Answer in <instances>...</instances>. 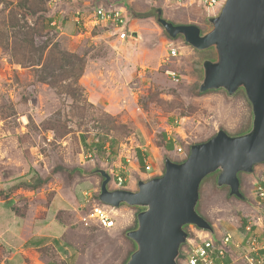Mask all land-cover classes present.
<instances>
[{
  "label": "rangeland",
  "instance_id": "rangeland-1",
  "mask_svg": "<svg viewBox=\"0 0 264 264\" xmlns=\"http://www.w3.org/2000/svg\"><path fill=\"white\" fill-rule=\"evenodd\" d=\"M98 4H123L141 17L127 9L130 32L124 40L101 25L76 35L73 11L79 8L86 17ZM60 8L64 20L52 25L49 0H0V264H65L52 246L17 253L19 227L36 220L34 233L51 241L61 239L60 223L68 227L62 238L75 249L72 264H124L134 249L124 233L136 227L139 209L115 207L116 223L109 229L81 224V193L99 191L101 178L93 171L109 172L113 162L128 159L126 182L117 187L110 181L108 187L135 191L138 180L163 173L165 157L184 160L191 144L219 129L230 135L249 130L251 106L242 89L232 96L223 90L199 93L202 62L214 59L213 50L198 51L181 35L170 38L155 21L161 8L165 19L206 33L207 18L216 14L158 0H74ZM169 44L175 57L168 58ZM166 70L175 71L178 81ZM167 141L174 143L170 151ZM137 151L150 171L139 164ZM45 177L42 187L28 186ZM263 178L264 163L240 173L239 199L226 187L216 188V174L207 176L196 210L213 231L187 226L188 236L230 235L228 262L246 264L243 255L264 249V197L255 188ZM241 219L254 227V245L237 242L247 231ZM37 238L31 236L26 247L34 248ZM183 260L181 247L177 264Z\"/></svg>",
  "mask_w": 264,
  "mask_h": 264
},
{
  "label": "water",
  "instance_id": "water-1",
  "mask_svg": "<svg viewBox=\"0 0 264 264\" xmlns=\"http://www.w3.org/2000/svg\"><path fill=\"white\" fill-rule=\"evenodd\" d=\"M155 21L170 38L181 35L198 51L213 50L214 59L202 62L198 92L223 90L232 96L242 89L251 106L249 130L230 135L219 129L207 140L191 144L184 160L164 158L160 176L137 181V190L108 187L111 176L104 169L98 200L112 207L138 208L136 227L124 235L134 249L124 264H177L188 238L187 226L212 230L196 207L203 180L216 174V188L244 199L240 173L250 174L264 163V0H225L218 14L207 18L211 29L201 33L195 24H175L157 8Z\"/></svg>",
  "mask_w": 264,
  "mask_h": 264
},
{
  "label": "built area",
  "instance_id": "built-area-1",
  "mask_svg": "<svg viewBox=\"0 0 264 264\" xmlns=\"http://www.w3.org/2000/svg\"><path fill=\"white\" fill-rule=\"evenodd\" d=\"M74 0H49L51 24L56 25L58 17L64 20L65 11H61L63 3H72ZM167 6H197L205 12L218 14L225 0H158ZM76 2V0H75ZM86 17L82 14L79 8L73 11L72 20L76 28V35L81 36L86 31H91L96 26L108 27L112 34L120 40H124L129 36L128 29V11L125 5L118 4L112 6L95 5ZM82 12V13H81ZM88 14V13H87ZM128 17V18H127ZM60 23V22H59ZM83 29V31H81ZM168 58L176 56V48L174 45H168ZM166 75L173 81H178V74L172 70H166ZM108 148V147H107ZM177 153H183L181 147H175ZM188 155V151L184 153V158ZM126 160V163L128 159ZM144 161V171H150L151 166ZM125 162L120 160V163H112L109 170L112 183L115 186L122 187L126 182L123 172L126 170ZM256 194L259 198L264 197V178L255 184ZM84 202L77 207L79 214V222L84 226L96 225L109 229L115 226V207L106 205L98 200L97 193L84 192ZM249 227V226H248ZM248 227L246 230L248 231ZM199 230V229H198ZM205 231V230H200ZM211 234L209 231H205ZM231 240L230 235H225L221 239H214L210 236H201L193 232L192 236H188L184 248L182 246V255L184 256V264H231L226 261L230 247L228 243ZM248 243L254 245L255 239L251 235L246 239ZM258 250V249H257ZM246 264H263L264 256L259 251L243 256Z\"/></svg>",
  "mask_w": 264,
  "mask_h": 264
},
{
  "label": "crops",
  "instance_id": "crops-1",
  "mask_svg": "<svg viewBox=\"0 0 264 264\" xmlns=\"http://www.w3.org/2000/svg\"><path fill=\"white\" fill-rule=\"evenodd\" d=\"M84 192H87V191H83L81 193V202L78 206H80L81 204H83L84 202V196H83V193ZM57 212V211H56ZM14 214V213H13ZM56 213H54L55 215ZM15 215V214H14ZM17 216V215H16ZM21 217V216H19ZM22 219H25V217H21ZM37 221L36 220L35 222H29L27 226L25 225H21L18 229V233L15 235V238H18V245H17V253H22V254H26L29 250H32V249H37V248H41V247H45V246H52L54 248V250L56 251L57 254H59V259H61L63 262H65V264H72L73 261H74V252H75V249L73 246H71L70 244H67V241L63 240V235H66L67 233V229L68 227L62 223H59L63 226V231H62V235H61V239H56V238H53L54 240L51 241L49 237L47 236H38L36 233H34V227L35 225L37 224ZM34 235H37V236H34ZM33 237V238H37V243L36 246L33 248V247H26L27 245V241H29V238L30 237ZM1 238V237H0ZM237 242H240L241 244H244L247 243V240H246V234L244 237H242L241 241H237ZM237 242H232L235 247H239L238 244L240 243H237ZM66 245H69V246H66ZM72 247L69 253L68 250H66V248L68 247ZM26 247V248H24ZM231 248V247H230ZM261 251V250H259ZM244 256V255H243ZM58 257L55 259L56 261L59 260ZM226 261H228V258L226 259ZM22 264H26V262L23 261ZM45 264V263H44ZM48 264H55V263H48Z\"/></svg>",
  "mask_w": 264,
  "mask_h": 264
},
{
  "label": "trees",
  "instance_id": "trees-1",
  "mask_svg": "<svg viewBox=\"0 0 264 264\" xmlns=\"http://www.w3.org/2000/svg\"><path fill=\"white\" fill-rule=\"evenodd\" d=\"M125 7L129 10V12L131 13V15L133 16V17H141V15H139V14H136V13H134V12H132V10L130 9V7L129 6H126L125 5ZM50 19V21H51V18H49ZM173 141H167V143H166V145H165V147H166V150H168V151H170V150H172L173 149ZM90 146L91 145H89L88 146V150H93V148L94 147H91L90 148ZM97 146V145H96ZM103 145H99V147L101 148ZM110 147V146H109ZM137 155H138V162H139V164L140 165H143L144 164V161H143V158L141 157V153L139 152V151H137ZM52 172H54V171H52ZM52 174V173H51ZM50 175V174H49ZM48 178L49 177H45V178H39V179H37V181H35L34 183H32V184H29L28 186L29 187H31V188H33V189H35V188H39V187H42L47 181H48ZM27 186V185H26ZM0 195H1V193H0ZM247 227V223H246V221L244 220V219H241V228L243 229V230H245V228ZM249 229H248V231H246V239L252 234V232H253V230H254V227L253 226H249L248 227ZM259 253L260 254H262L263 256H264V249H261V251H259Z\"/></svg>",
  "mask_w": 264,
  "mask_h": 264
},
{
  "label": "flooded vegetation",
  "instance_id": "flooded-vegetation-1",
  "mask_svg": "<svg viewBox=\"0 0 264 264\" xmlns=\"http://www.w3.org/2000/svg\"><path fill=\"white\" fill-rule=\"evenodd\" d=\"M156 9H157V8H156ZM156 9H155V10H156ZM155 12H156V11H155Z\"/></svg>",
  "mask_w": 264,
  "mask_h": 264
}]
</instances>
